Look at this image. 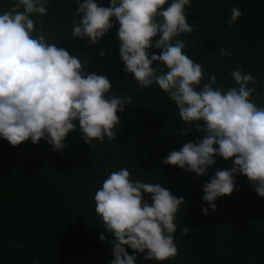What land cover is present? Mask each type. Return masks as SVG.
I'll return each mask as SVG.
<instances>
[{
	"label": "clouds",
	"instance_id": "obj_1",
	"mask_svg": "<svg viewBox=\"0 0 264 264\" xmlns=\"http://www.w3.org/2000/svg\"><path fill=\"white\" fill-rule=\"evenodd\" d=\"M75 2L74 41L97 44L118 22L123 72L141 89L155 84L167 94L186 125L181 136L188 137L193 127L202 134L195 142L185 140L162 164L206 176L217 157L231 160L230 168L217 169L203 184L204 215L217 210L218 198L238 190V174L264 197V105L257 103L255 77L236 68L231 72L234 86L226 90L214 87V74L204 79L202 65L184 52L186 43L179 39L194 30L186 13L192 0H108V6L102 0ZM48 4L49 0H14L11 9L0 11V138L12 146L44 140L53 150L63 151L69 132L78 129L89 145L95 140L115 142L121 124L118 113L133 103V97L109 95L112 83L107 76L89 73L86 58L50 42L42 24L37 28L32 17L46 15ZM241 15L234 7L229 25ZM152 48L162 51L156 54L149 51ZM220 53L231 55L225 48ZM94 201L111 237L110 264H139V254L157 262L178 255L177 213L185 205L184 197L160 183L132 179L121 167L104 179ZM190 231L184 227L180 233ZM99 239L108 237L101 234Z\"/></svg>",
	"mask_w": 264,
	"mask_h": 264
},
{
	"label": "trees",
	"instance_id": "obj_2",
	"mask_svg": "<svg viewBox=\"0 0 264 264\" xmlns=\"http://www.w3.org/2000/svg\"><path fill=\"white\" fill-rule=\"evenodd\" d=\"M102 2L108 6V0ZM13 4L14 0H0V11ZM77 7L75 0H49L47 14L32 18L37 28L43 25L50 42L86 58L89 73L107 76L112 83L109 95H130L133 103L118 113L121 124L112 143L105 139L89 145L78 129L69 132L63 151L53 150L44 140L12 146L0 138V264H110L111 237L95 212L94 194L121 167L132 179L160 183L185 200L177 213L178 255L157 262L139 254V264H264V197L238 174V190L218 198L217 210L204 215L203 184L217 169L230 168L231 160L217 157L206 176L162 164L169 152L202 134L193 127L188 137L181 136L186 125L167 94L155 84L141 89L131 74L123 72L118 22L97 44L74 41ZM234 7L242 15L229 25ZM186 13L195 27L179 39L186 43L184 52L202 65L204 79L214 74V87L226 90L234 86V69L250 72L259 93L257 103L264 105V0H192ZM221 48L231 55H221ZM184 227L191 231L181 235ZM101 234L108 239L101 241Z\"/></svg>",
	"mask_w": 264,
	"mask_h": 264
}]
</instances>
